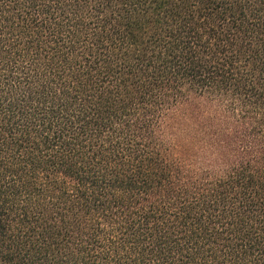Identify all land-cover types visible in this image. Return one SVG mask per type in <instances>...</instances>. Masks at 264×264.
<instances>
[{"label": "trees", "instance_id": "obj_1", "mask_svg": "<svg viewBox=\"0 0 264 264\" xmlns=\"http://www.w3.org/2000/svg\"><path fill=\"white\" fill-rule=\"evenodd\" d=\"M0 264H264V0H0Z\"/></svg>", "mask_w": 264, "mask_h": 264}, {"label": "rangeland", "instance_id": "obj_2", "mask_svg": "<svg viewBox=\"0 0 264 264\" xmlns=\"http://www.w3.org/2000/svg\"><path fill=\"white\" fill-rule=\"evenodd\" d=\"M176 141H177L178 144L182 143V142H181L180 140H178V139H177ZM179 142H180V143H179Z\"/></svg>", "mask_w": 264, "mask_h": 264}]
</instances>
